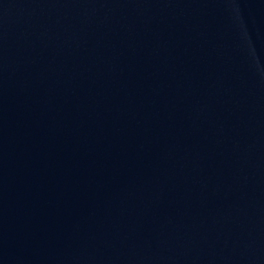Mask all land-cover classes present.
<instances>
[{"label": "water", "instance_id": "1", "mask_svg": "<svg viewBox=\"0 0 264 264\" xmlns=\"http://www.w3.org/2000/svg\"><path fill=\"white\" fill-rule=\"evenodd\" d=\"M0 264H264V0H0Z\"/></svg>", "mask_w": 264, "mask_h": 264}]
</instances>
